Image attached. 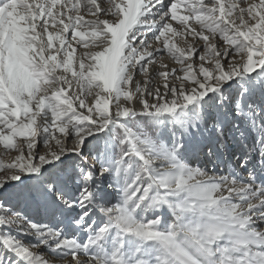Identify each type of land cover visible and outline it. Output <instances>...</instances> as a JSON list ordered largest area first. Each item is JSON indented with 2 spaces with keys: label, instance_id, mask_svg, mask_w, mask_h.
<instances>
[{
  "label": "snow or ice",
  "instance_id": "snow-or-ice-1",
  "mask_svg": "<svg viewBox=\"0 0 264 264\" xmlns=\"http://www.w3.org/2000/svg\"><path fill=\"white\" fill-rule=\"evenodd\" d=\"M0 264H264V0H0Z\"/></svg>",
  "mask_w": 264,
  "mask_h": 264
},
{
  "label": "rangeland",
  "instance_id": "rangeland-1",
  "mask_svg": "<svg viewBox=\"0 0 264 264\" xmlns=\"http://www.w3.org/2000/svg\"><path fill=\"white\" fill-rule=\"evenodd\" d=\"M13 154H15V153L3 154L2 151H0V155H1L0 158H2V157H8V156H11Z\"/></svg>",
  "mask_w": 264,
  "mask_h": 264
},
{
  "label": "bare ground",
  "instance_id": "bare-ground-1",
  "mask_svg": "<svg viewBox=\"0 0 264 264\" xmlns=\"http://www.w3.org/2000/svg\"><path fill=\"white\" fill-rule=\"evenodd\" d=\"M15 154H13V155H11V156H8V157H2L3 159H5L6 160V162L8 161V160H10L11 159V157L12 156H14ZM1 156V155H0Z\"/></svg>",
  "mask_w": 264,
  "mask_h": 264
}]
</instances>
